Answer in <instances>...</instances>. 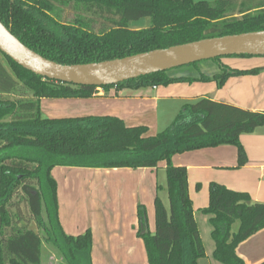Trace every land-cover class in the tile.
<instances>
[{
    "label": "trees",
    "instance_id": "16d2710c",
    "mask_svg": "<svg viewBox=\"0 0 264 264\" xmlns=\"http://www.w3.org/2000/svg\"><path fill=\"white\" fill-rule=\"evenodd\" d=\"M64 12L73 18L62 17ZM141 19H148V26L132 29L131 23ZM0 22L43 58L82 65L264 31V0H0ZM0 54L9 68L0 60V264H41L39 230L67 264H91L90 231L71 236L59 224L53 168L157 169L161 163L168 209L155 198L152 235L146 229L144 208L138 206L148 264H198L205 251L188 193L187 171L173 165L172 157L233 146L237 167H242L247 156L239 138L264 125V111L202 97L185 104L171 125L154 136L145 126L127 127L113 116L42 118L41 99L92 98L97 88L42 78ZM221 66L222 71L211 77L220 88L231 76L259 72ZM208 79L204 74L172 76L169 70L101 88L139 89ZM18 190L38 231L21 226L20 217L14 220L10 214L9 201ZM199 211L209 216L213 259L220 264H245L236 249L264 229V203H253L245 192L210 183L208 205ZM235 223L238 227L233 230Z\"/></svg>",
    "mask_w": 264,
    "mask_h": 264
},
{
    "label": "rangeland",
    "instance_id": "374dc122",
    "mask_svg": "<svg viewBox=\"0 0 264 264\" xmlns=\"http://www.w3.org/2000/svg\"><path fill=\"white\" fill-rule=\"evenodd\" d=\"M114 12L117 17V11L115 10ZM62 17H67V20H71L73 15L72 13L64 12ZM148 22V19H141L131 23V28L138 30L146 28ZM96 28H98V25H96ZM0 60L9 71L1 54ZM221 65L237 70L262 69L264 68V56H229L220 58L218 62H213L212 60L202 61L191 65V67L185 66L172 69L171 75L190 78L200 77L202 74L213 75L222 71ZM177 86L176 83H172L166 86H158V88L160 90L165 88L173 90ZM181 86L179 90L185 88V85ZM150 87H141L139 90H146ZM110 89L112 90V88ZM175 107L176 101L173 99L160 103L156 116L153 112L149 120H142L139 125L147 127L148 135L159 134L171 125L181 110V108L176 110ZM66 109L64 106L55 103H40V115L42 118H53V116L56 118L69 117ZM165 109L167 114L163 115L166 111ZM125 169L114 171L115 173H105V169H102L104 170L103 173H89V175L83 173L80 181L93 182L92 188L90 190L85 188L80 190L82 196L78 195L70 200V203L69 201L66 202V200L62 204L57 202V212L59 208L68 213V216L73 214L76 216L74 223L63 220L64 224L67 223L65 224L66 233L58 219L65 234L69 235L68 232L71 231V233H74L73 236H77L87 230L90 231L92 240L91 264H148L144 240L140 235L141 226L138 218V206L144 208L146 229L151 235L155 231V198L158 197L168 209L166 171L163 163L157 169L153 171L147 170L144 174L137 169ZM58 180L56 178V181ZM56 183L58 184V182ZM197 191L199 192L200 189L198 188ZM9 207L10 214L14 220L16 215L20 217L19 223L21 226L25 225L33 231H38L20 190L9 201ZM196 223L205 251V257L200 259L198 264H220L212 257L214 242L210 236L209 216L200 213L199 210L196 211ZM237 227L238 223H235L233 230H236ZM77 228L81 230L76 232ZM38 232L43 237L41 264H67L63 260L60 251L52 243L45 241V234L41 230ZM255 234L257 237L255 236L254 239L247 241L241 247L243 251H239L241 254L246 255L247 264H259L264 261V230Z\"/></svg>",
    "mask_w": 264,
    "mask_h": 264
},
{
    "label": "crops",
    "instance_id": "0c3cea01",
    "mask_svg": "<svg viewBox=\"0 0 264 264\" xmlns=\"http://www.w3.org/2000/svg\"><path fill=\"white\" fill-rule=\"evenodd\" d=\"M257 70L259 72L255 75L231 76L221 88L218 87L216 80L211 79L214 74H208L205 75L209 78L208 81L196 80L192 83H176L178 86L173 90L171 88L160 90L158 87H150L146 90L132 88L99 89L92 98L41 99L40 103H55L64 106L65 109L67 108L69 117L62 116L58 118L113 116L121 119L127 127H136L140 121L149 120L153 112L156 116L159 104L168 102L170 99L176 101V110L182 109L185 104L192 103L196 99L206 97L247 110L264 111V68ZM181 85H185V88L179 90L182 87ZM166 114L167 110L163 115ZM53 118L56 117L53 116ZM239 141L247 156V163L242 167H237L236 149L233 146L202 149L172 157L173 165L186 168L188 193L192 202L195 220L196 211L208 205V187L210 183H217L234 191L245 192L253 203H264V125L256 128L251 134L241 135ZM118 170L121 169H105V173H115L114 171ZM137 170L144 174L147 170L153 171L155 169ZM103 171L94 168L62 166L53 168L51 171L53 179L56 181V178L57 180L61 178L56 181L58 182V204L64 203L65 200L70 203V200L78 195L82 196L80 190L84 188L90 190L92 188L93 182L80 181L83 173L89 175V173L97 174L103 173ZM106 185L108 186L107 183ZM198 188L200 189L199 192L197 191ZM58 217L65 233V224L67 223L64 224V221H72L73 223L76 221L74 214L68 216V213L59 208ZM78 230L81 229L77 228L76 232H79ZM68 234L73 236L74 233L70 231ZM255 236L257 237L255 234L248 238L236 249L237 255L243 259L245 264H247L246 255L241 254L239 251H243L241 247L250 239H254Z\"/></svg>",
    "mask_w": 264,
    "mask_h": 264
},
{
    "label": "water",
    "instance_id": "95a60500",
    "mask_svg": "<svg viewBox=\"0 0 264 264\" xmlns=\"http://www.w3.org/2000/svg\"><path fill=\"white\" fill-rule=\"evenodd\" d=\"M0 52L42 78L101 88L216 58L264 56V31L208 38L99 63L61 65L27 48L0 22Z\"/></svg>",
    "mask_w": 264,
    "mask_h": 264
},
{
    "label": "built area",
    "instance_id": "2783aa9c",
    "mask_svg": "<svg viewBox=\"0 0 264 264\" xmlns=\"http://www.w3.org/2000/svg\"><path fill=\"white\" fill-rule=\"evenodd\" d=\"M96 88H97L96 90L102 89V88H99V87H96Z\"/></svg>",
    "mask_w": 264,
    "mask_h": 264
}]
</instances>
